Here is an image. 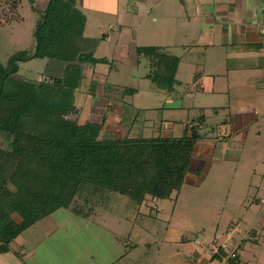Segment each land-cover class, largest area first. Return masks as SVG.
I'll list each match as a JSON object with an SVG mask.
<instances>
[{
    "label": "rangeland",
    "instance_id": "rangeland-1",
    "mask_svg": "<svg viewBox=\"0 0 264 264\" xmlns=\"http://www.w3.org/2000/svg\"><path fill=\"white\" fill-rule=\"evenodd\" d=\"M49 1L20 0L17 11L11 13L10 1L0 0L2 65H7L10 55L19 50L34 52L36 21ZM76 1L89 16L86 34L100 37L106 34L95 55L108 60L97 64L85 62L81 66L82 79L75 92L78 110L71 114L78 123L98 117L102 119L105 115L107 127L111 130L107 131L106 137L180 136L189 121L204 114L206 122L201 133L208 140L215 143L219 135L227 137L232 131L233 134L228 141H217L216 147L209 143L205 147L199 146L201 150L192 157L185 184L171 197L148 198L137 206L128 196L114 193L110 210L99 208L88 218L60 208L25 229L10 247H16L15 243L21 239L48 243L56 236L63 243L78 242L81 248L88 244V248L98 253L117 242V238L120 253L127 254L117 264H190L186 259L194 255L195 249L204 247L213 257L218 247L212 249L210 244L216 245L217 241L227 239L229 224L238 221L245 231L262 209V205L251 198L258 195L260 185L264 187V129L261 134L252 133L243 144L230 124L222 123L232 121L242 104L238 98L230 101L227 93L212 90V87L225 89L229 77H237L238 84L243 82L247 69H253L251 74L255 76L261 74L257 49H251L249 58H235L230 47L221 44L220 38L215 43L198 37L191 41L185 39L184 20L176 25L170 24L160 0H137L136 8L131 5L126 8L123 1L128 0ZM102 11H110L112 16L102 14ZM134 11L139 14L135 16ZM167 43L178 44L173 47V52L182 57L177 75L181 82L171 93L158 88L146 77L148 61L143 58L139 63L135 53L139 45L164 46ZM247 63H251V67H246ZM65 67L64 61L50 57L22 61L18 73L11 75L5 86L13 88L21 77L60 76ZM94 79H99L117 93V96L110 97L105 111L102 107L96 110L97 104H93L94 100L103 98L99 83L94 84ZM232 91L240 94L245 90L236 87ZM111 118L120 121L117 126H113ZM255 164L258 167L254 173L252 167ZM51 225H57V232L52 236ZM70 232L75 233L71 235ZM132 243L135 247L131 249ZM253 251L264 255V247L249 240L242 256L251 258ZM71 253L76 255L74 251ZM217 259H211L209 264H219Z\"/></svg>",
    "mask_w": 264,
    "mask_h": 264
},
{
    "label": "trees",
    "instance_id": "trees-1",
    "mask_svg": "<svg viewBox=\"0 0 264 264\" xmlns=\"http://www.w3.org/2000/svg\"><path fill=\"white\" fill-rule=\"evenodd\" d=\"M8 1L9 12H16L20 0ZM86 21L76 0H50L36 21L34 52L19 50L7 65L0 63V131L11 137L0 144V252L60 208L89 217L99 208L110 210L114 193L137 206L148 198L171 197L185 184L194 147L205 138L204 114L189 121L182 135L168 137H106L104 122L78 123L71 114L78 110L81 66L108 62L95 55L102 38L84 35ZM136 54L139 63L148 61L147 78L174 91L180 56L161 45H139ZM35 57L58 59L66 67L60 76L21 77L6 88L20 63ZM227 252L220 244L211 259L219 262Z\"/></svg>",
    "mask_w": 264,
    "mask_h": 264
},
{
    "label": "crops",
    "instance_id": "crops-1",
    "mask_svg": "<svg viewBox=\"0 0 264 264\" xmlns=\"http://www.w3.org/2000/svg\"><path fill=\"white\" fill-rule=\"evenodd\" d=\"M159 2L160 5L161 2H163L162 11L164 14L166 12V15L169 17L170 24L176 25L179 24L180 21L184 20L183 24H186V34L184 38L187 40H195L198 37L210 39V42L215 43L216 40L220 38L222 42L221 44L228 45L230 50L234 53L235 58H241L243 56L249 58L251 49H257L259 57L258 62H260L258 70L262 71L261 74L255 76V74H251L253 69H247V74L244 75V71L242 72L245 77L243 82L241 81V83L238 84V80L236 79L237 77H234V79L229 77L227 87L225 89L212 87V90L214 93H227L230 101H232L233 98H238L239 102L242 104V106L238 108V115L236 114L239 118L235 116L232 119L233 122L225 121L222 123H225V125H228L229 123L231 130L234 129L236 131L235 136H239L243 144L248 141L252 133L261 134V130L264 129V36L260 32V25L264 20V11L262 9L261 0H160ZM117 3L119 2L117 1ZM123 3L126 4V8H129L130 5L135 6L136 8L137 0L123 1ZM139 3L141 4V2ZM102 12V14L112 16V12L110 11ZM134 12L135 16L139 14L137 11ZM84 13L87 18L84 35L86 37H100L97 35L90 36L89 34H86L89 16L85 10ZM154 19L157 21L158 17L155 16ZM105 35L106 34L103 33V36ZM103 36L101 38H103ZM99 46L100 43L98 47ZM164 46L173 50L175 47H178V44L167 43ZM98 47L96 51L98 50ZM181 58L182 57L180 56L176 73L177 83L181 82L177 76L180 69ZM250 65L251 63L245 64L246 67H251ZM193 79V83L195 85V74ZM93 81L96 82V85L99 83V92L103 97L102 99L94 100L93 104H97L96 110L102 107L105 111L110 97L117 96V93L115 94L114 91L107 88L103 82H99V79H94ZM213 85L215 86V81H213ZM236 87L245 91L240 94H233L232 90ZM215 90H217V92H215ZM102 116V119L98 117L97 119L91 121L104 122L101 134L105 135L107 131L111 132V130L108 129L106 124L107 117H105V115ZM110 120H112L113 126H117L120 122L116 118H111ZM167 127H169V124H167ZM216 127L217 125L214 126V128ZM251 129H255L254 131L256 132H251ZM232 134L233 131L227 137L219 135L215 143L208 140L206 137L199 140L194 147L193 155L197 150H201L199 146L205 147V145L209 143L210 145L216 147V143H219L217 141L221 139L224 142L228 141ZM160 135L166 137L173 136V134ZM10 138L11 137L7 133L0 131V144ZM257 167L258 164L253 165L252 168L255 169L253 171L254 173ZM256 193L258 195H252L251 200L260 203L262 205V209L257 216L252 218L250 227L245 229V231H242L240 223L238 221L233 222L227 227L226 233L228 237L224 242L217 241L215 243L216 245L210 244L212 249L216 246L218 247L220 244L226 246L227 250H231L236 247L238 254L233 264H264V255H257V252L255 251H253L254 256L251 258L242 256V251L249 240L256 243L259 247H264V204L261 203V198L264 197V187L261 188L260 185ZM13 216L16 220H20V216L18 214H14ZM51 221L53 222V220ZM56 226L51 225V236L57 232ZM83 228L86 230V225H84ZM70 233L72 235L75 232ZM47 236L50 237V233H47ZM21 240V242L15 243L16 247H10L8 251L0 252V264H117L125 255V253H120V244L117 238L115 240L117 242L113 245L107 246L105 251L100 250L98 253H96L93 249L88 248V244L81 248L79 247L78 242L71 241L63 243L60 240H57L56 236L51 238V241H48V243L38 241L36 239ZM210 245L208 244L207 247ZM58 246H60V248H58ZM130 246L131 249L135 247L133 243ZM71 251H74L76 255H74V253L72 254ZM211 258L212 255L208 251V248L204 247L201 250L195 249L194 255L191 257L189 256L186 260L190 264H209Z\"/></svg>",
    "mask_w": 264,
    "mask_h": 264
},
{
    "label": "built area",
    "instance_id": "built-area-1",
    "mask_svg": "<svg viewBox=\"0 0 264 264\" xmlns=\"http://www.w3.org/2000/svg\"><path fill=\"white\" fill-rule=\"evenodd\" d=\"M261 3H262V9L264 11V0H261ZM260 32L264 36V20H263V22L260 25ZM261 203L264 204V197L261 198ZM237 254H238V252H237V248L236 247L231 249V250H228L227 254L223 255L222 258L220 259L219 264H229V260L231 258L236 257Z\"/></svg>",
    "mask_w": 264,
    "mask_h": 264
}]
</instances>
